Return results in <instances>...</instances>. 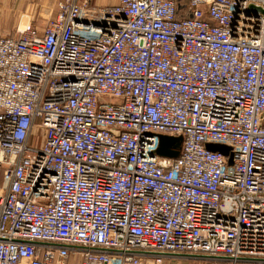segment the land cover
<instances>
[{
    "label": "built area",
    "instance_id": "built-area-1",
    "mask_svg": "<svg viewBox=\"0 0 264 264\" xmlns=\"http://www.w3.org/2000/svg\"><path fill=\"white\" fill-rule=\"evenodd\" d=\"M89 5L0 35V264H264V0Z\"/></svg>",
    "mask_w": 264,
    "mask_h": 264
},
{
    "label": "crops",
    "instance_id": "crops-1",
    "mask_svg": "<svg viewBox=\"0 0 264 264\" xmlns=\"http://www.w3.org/2000/svg\"><path fill=\"white\" fill-rule=\"evenodd\" d=\"M57 0H0V12L5 15L4 21L0 18V26L5 24L10 15L15 13L16 16L38 17L42 15V12L46 9L53 10L54 3ZM81 2L82 0H77ZM58 2V1H57ZM56 2V3H57ZM117 0H90V9H97L105 4H115ZM45 5H49L50 8H44ZM57 6V4H56ZM53 7V8H52ZM55 8L54 13H56ZM6 21V22H5ZM5 32V31H4ZM2 182V173L0 170V184Z\"/></svg>",
    "mask_w": 264,
    "mask_h": 264
},
{
    "label": "rangeland",
    "instance_id": "rangeland-1",
    "mask_svg": "<svg viewBox=\"0 0 264 264\" xmlns=\"http://www.w3.org/2000/svg\"><path fill=\"white\" fill-rule=\"evenodd\" d=\"M59 1V0H57ZM54 3V8L52 11H50L49 9H46L42 12L41 16L38 17H27V16H16L14 18L15 13H13V15L8 16L12 17L9 18L7 20V22L5 24H1L0 26V35H15L17 34V29H25L27 26H31V27H37L39 30L43 29V27L48 23V21L50 19H52L56 13L58 12V7L56 6V2ZM44 8H50L49 5H45ZM55 8H57L56 13H54ZM51 9V8H50ZM0 18H2V20L4 21L5 15L2 13V11L0 12ZM5 31V32H4ZM70 264H76V260L75 259H71L70 260ZM163 264H199V263H195L193 261H177V262H169L167 260L163 261Z\"/></svg>",
    "mask_w": 264,
    "mask_h": 264
},
{
    "label": "water",
    "instance_id": "water-1",
    "mask_svg": "<svg viewBox=\"0 0 264 264\" xmlns=\"http://www.w3.org/2000/svg\"><path fill=\"white\" fill-rule=\"evenodd\" d=\"M249 10L263 12V9L261 7H256L254 5H249ZM85 24H88L87 21H85ZM93 26H99V23L96 21L92 22ZM179 146V139L174 137H168V136H160L159 137V147L157 150V153L159 155H165L169 154L171 156H175L177 153V149ZM207 149L214 152H220L223 155H228L229 148L222 144H207ZM228 162L231 163V159H228Z\"/></svg>",
    "mask_w": 264,
    "mask_h": 264
}]
</instances>
